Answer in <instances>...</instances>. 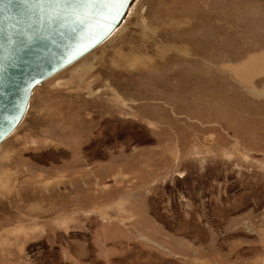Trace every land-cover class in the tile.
Returning <instances> with one entry per match:
<instances>
[{
	"label": "rangeland",
	"instance_id": "obj_1",
	"mask_svg": "<svg viewBox=\"0 0 264 264\" xmlns=\"http://www.w3.org/2000/svg\"><path fill=\"white\" fill-rule=\"evenodd\" d=\"M0 264H264V0H135L37 86Z\"/></svg>",
	"mask_w": 264,
	"mask_h": 264
},
{
	"label": "water",
	"instance_id": "obj_2",
	"mask_svg": "<svg viewBox=\"0 0 264 264\" xmlns=\"http://www.w3.org/2000/svg\"><path fill=\"white\" fill-rule=\"evenodd\" d=\"M135 0H0V145L37 86L102 44Z\"/></svg>",
	"mask_w": 264,
	"mask_h": 264
},
{
	"label": "bare ground",
	"instance_id": "obj_3",
	"mask_svg": "<svg viewBox=\"0 0 264 264\" xmlns=\"http://www.w3.org/2000/svg\"><path fill=\"white\" fill-rule=\"evenodd\" d=\"M128 11H129V10H128ZM122 22H123V21H122ZM120 25H121V23L119 24V26H120ZM119 26H118V27H119ZM118 27H117V28H118ZM117 28L115 29V31L117 30ZM115 31H114V32H115ZM114 32H113V33H114ZM113 33H112V34H113ZM112 34H111V35H112ZM111 35H110V36H111ZM110 36H109V37H110ZM109 37H108V38H109ZM105 41H106V40H105ZM105 41H104V42H105ZM104 42H103V43H104ZM103 43H102V44H103ZM102 44H100V45H102ZM100 45H99V46H100ZM99 46H98V47H99ZM96 48H97V47H96ZM96 48H95V49H96ZM93 50H94V49H93ZM93 50H92V51H93ZM92 51H91V52H92ZM89 53H90V52H89ZM89 53H88V54H89ZM88 54H86V55H88ZM86 55H85V56H86ZM85 56H83V57H85ZM83 57H82V58H83ZM80 59H81V58H80ZM80 59H79V60H80ZM77 61H78V60H77ZM77 61H76V62H77ZM74 63H75V62H74ZM74 63H72V64H74ZM72 64H71V65H72ZM69 66H70V65H69ZM69 66H68V67H69ZM68 67H66V68H68ZM66 68H64V69H66ZM64 69H62V70H64ZM62 70H61V71H62ZM61 71H59V72H61ZM59 72H58V73H59ZM58 73H56V74H58ZM56 74H55V75H56ZM53 76H54V75H53ZM53 76H52V77H53ZM50 78H51V77H50ZM18 126H19V125H18ZM250 230L252 231L253 228L250 227Z\"/></svg>",
	"mask_w": 264,
	"mask_h": 264
},
{
	"label": "snow or ice",
	"instance_id": "obj_4",
	"mask_svg": "<svg viewBox=\"0 0 264 264\" xmlns=\"http://www.w3.org/2000/svg\"><path fill=\"white\" fill-rule=\"evenodd\" d=\"M25 2H27V0H25ZM112 2H114V3H121V4H123V0H112Z\"/></svg>",
	"mask_w": 264,
	"mask_h": 264
}]
</instances>
